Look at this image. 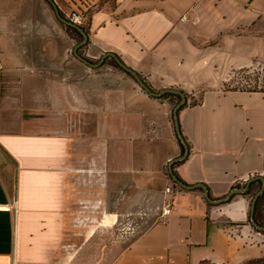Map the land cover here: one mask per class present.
<instances>
[{
  "label": "crops",
  "instance_id": "1",
  "mask_svg": "<svg viewBox=\"0 0 264 264\" xmlns=\"http://www.w3.org/2000/svg\"><path fill=\"white\" fill-rule=\"evenodd\" d=\"M63 24L48 0H0V264H264L251 194L213 205L172 179L177 98L67 59ZM88 33L157 92L186 93L189 154L173 166L184 183L222 199L264 177V92L226 89L234 71L264 63V0H110ZM170 186L172 214L155 223ZM97 214L107 229L115 217L147 225L104 253L81 232Z\"/></svg>",
  "mask_w": 264,
  "mask_h": 264
},
{
  "label": "rangeland",
  "instance_id": "2",
  "mask_svg": "<svg viewBox=\"0 0 264 264\" xmlns=\"http://www.w3.org/2000/svg\"><path fill=\"white\" fill-rule=\"evenodd\" d=\"M82 2V0H80ZM105 2H110V0H105L99 5V9L103 6ZM113 2V0H111ZM59 8L61 9V12L63 13V16L70 20L71 17L77 14V16L81 17L82 23L80 26L85 27L87 32H89V23L91 15L94 11H96L98 8L95 7H88L84 8L81 6L78 1H62V4L56 3ZM53 11V10H52ZM55 14V12L53 11ZM65 29L64 34V44L65 46L68 45L69 42V48L65 50L66 58L70 60L76 59L74 55V48L79 43L82 42V37L74 30L73 28L69 27L68 25H62ZM89 44H86L79 53L92 60V62H99L101 59V55L99 52L96 51L93 47H90ZM92 46V45H91ZM111 70L112 68H116L119 71L121 70L119 67H117V63L112 59H107L105 63L98 69L97 71L102 70L103 72H106V69ZM122 71V70H121ZM126 74V73H125ZM127 75V74H126ZM128 77H131L127 75ZM132 78V77H131ZM134 79V78H133ZM230 88H245V89H255V90H264V63L263 62H255L254 66H252L249 69L244 70H236L232 74V77L230 81L226 85V89ZM179 103V99L175 100L174 106H176ZM196 103V102H195ZM245 186H242L239 189H243ZM260 191V189L256 186L252 190L251 193V200H254L256 194ZM103 215L97 214V229L94 231L92 229L88 230H82L85 238H89L92 236L93 233H96V241L100 240L102 242V246L100 247V251L106 253L107 251L113 252L114 250H118L119 248H115V245H119L121 243L122 245L128 243L131 239L139 235V231L141 230V226H146L147 221H143L141 217L138 216H131V217H120L119 219L115 217L116 222L112 228H104V225H100L102 222ZM118 219V220H117ZM260 221L264 223V205L261 207L260 212ZM160 222L159 217L155 219V223ZM87 228V222L85 226ZM117 243V244H116ZM98 248L95 247V255L97 253ZM108 252V253H109Z\"/></svg>",
  "mask_w": 264,
  "mask_h": 264
},
{
  "label": "water",
  "instance_id": "3",
  "mask_svg": "<svg viewBox=\"0 0 264 264\" xmlns=\"http://www.w3.org/2000/svg\"><path fill=\"white\" fill-rule=\"evenodd\" d=\"M51 5L54 7L55 11H56V16L58 17V19L68 25L71 26L75 29H77V32L83 37V41L74 49V54L76 55V57L86 63V65L92 67L93 69H97L99 68L101 65L104 64L105 60L109 57L114 59L117 63L118 66L120 68H122L123 70H125L126 73H128L129 75H131L136 81L137 83L141 86V88L143 90H145L147 93H149L150 95L157 97V98H161L164 95L168 94V93H173L174 95H177L181 98V100L179 101V103L175 106L174 108V123H175V127H176V131H177V137L179 138V140L181 141L182 145H183V154L175 159L171 165H170V173H171V177L172 179L175 181V184L188 189V190H194V189H202L204 191L206 200L208 201V203L213 204V205H223L225 204L228 200H230V198L237 194V195H243L247 192L248 188H249V184H251L253 181L256 180H261L263 182L261 190L256 194L254 201H252V205H251V217H250V221L252 223V226L254 228H256L258 231H264V225H261L257 222L256 220V202L258 201L260 195L262 194V192L264 191V177H257V178H252L248 181V183L246 184V186L243 189H233L231 190L227 196H225L224 198L220 199H216L213 198L211 196V193L209 191V189L202 183H198L195 185H188L186 183H184V181L180 180V178H178V176H176V174L173 171V166L175 163L183 161L187 158L188 154H189V146L188 143L186 142V140L184 139V137L182 136V131H181V126H180V121H179V116H180V111L182 106L186 103V100H188L187 95L185 92L174 89V88H167L164 89L160 92L155 91L152 87H150L147 82L142 78L141 74H139L137 71H135L134 69L128 67V65L125 64V62L115 53L113 52H105L101 58V60L97 63L92 62V60L82 56L81 54H79V48H81L82 46H84L85 44L88 43L89 41V35L86 33L87 31L83 28L78 26L76 23H73L71 21H68L64 16L63 13L61 12V9L59 8V6L53 1V0H48Z\"/></svg>",
  "mask_w": 264,
  "mask_h": 264
},
{
  "label": "trees",
  "instance_id": "4",
  "mask_svg": "<svg viewBox=\"0 0 264 264\" xmlns=\"http://www.w3.org/2000/svg\"><path fill=\"white\" fill-rule=\"evenodd\" d=\"M103 1H105V0H103ZM84 1H80V3L82 4ZM84 4V3H83ZM86 6H88V5H86ZM88 7H90V6H88ZM115 61V60H114ZM116 62V61H115ZM117 63V62H116ZM118 65V64H117ZM127 75H129L128 73H126ZM129 76H131V75H129ZM132 77V76H131ZM241 89H245V88H241ZM246 90H249V91H256V92H264V90H255V89H246ZM165 97H174V98H177V99H179V100H181V98L179 97V96H177V95H174L173 93H168V94H166V95H164L163 97H161V98H165ZM185 106H187V102L182 106V108H181V110L185 107ZM177 176V175H176ZM178 178H180V177H178ZM181 180V179H180ZM262 184H263V182L261 181V180H256V181H253L251 184H249V188H248V190H247V192L245 193V194H243V195H249V194H251L252 193V190L254 189V187H258L259 189H261V187H262ZM235 188H237V187H234L233 189H235ZM237 189H239V188H237ZM237 194H235V195H233L231 198H230V200H228L227 202H229V201H231V200H233V198L236 196ZM238 196V195H237ZM226 202V203H227ZM262 205H264V191L262 192V194L260 195V197H259V199H258V201L256 202V220H257V222L259 223V224H261V225H264V223L262 222V221H260V219H259V217H260V212H261V207H262ZM250 221V220H249ZM250 223H251V221H250ZM252 224V223H251ZM256 229V228H255ZM257 230V229H256ZM258 231V230H257ZM259 232H264V231H259Z\"/></svg>",
  "mask_w": 264,
  "mask_h": 264
},
{
  "label": "built area",
  "instance_id": "5",
  "mask_svg": "<svg viewBox=\"0 0 264 264\" xmlns=\"http://www.w3.org/2000/svg\"><path fill=\"white\" fill-rule=\"evenodd\" d=\"M82 20L83 19L81 17L77 16V14L70 18V21L76 23L77 25H80L82 23ZM1 62H2V60L0 58V77H1V74H2V70H3V66H2V63ZM166 192H167V194H169V197L165 199L164 206L162 208V212L159 215V220L161 222H164L165 219L169 215L172 214V208H173V200H172V198H173V196H172L173 195V189L171 188V186L170 187H167Z\"/></svg>",
  "mask_w": 264,
  "mask_h": 264
},
{
  "label": "flooded vegetation",
  "instance_id": "6",
  "mask_svg": "<svg viewBox=\"0 0 264 264\" xmlns=\"http://www.w3.org/2000/svg\"><path fill=\"white\" fill-rule=\"evenodd\" d=\"M66 19H67V18H66ZM67 20H68V19H67ZM68 21H70V20H68ZM71 22H72V21H71ZM73 23H74V22H73ZM78 26H80V25H78ZM69 27H71V26H69ZM80 27H82V26H80ZM71 28H73V27H71ZM83 28L86 30L85 27H83ZM73 29L76 30V32H77V29H75V28H73ZM86 31H87V30H86ZM77 33H78V32H77ZM86 33L89 35L88 32H86ZM78 34H79V33H78ZM79 35H80V34H79ZM80 36H81V35H80ZM81 37H82V36H81ZM82 41H83V37H82ZM89 43H90V40L88 41L87 44H89ZM79 44H80V43H79ZM79 44H78V45H79ZM78 45H77V46H78ZM85 45H86V44H85ZM85 45H84V46H85ZM84 46H82L81 48H79V51H80ZM79 54H80V53H79ZM102 56H103V55H102ZM101 58H102V57H101ZM88 59H89V58H88ZM107 59H112V58H109V57H108ZM107 59H106V60H107ZM100 60H101V59H100ZM100 60H99V61H100ZM106 60H105V61H106ZM112 60H114V59H112ZM94 63H95V62H94ZM104 63H105V62H104ZM117 64H118V63H117ZM101 66H102V65H101ZM101 66H100V67H101ZM100 67H99V68H100ZM117 67H119V66L117 65ZM119 68H120V67H119ZM120 69H121L122 71L125 72V70H123L122 68H120ZM125 73H126V72H125ZM132 78H133V77H132ZM142 78H143V77H142ZM143 79H144V78H143ZM144 80H145V79H144ZM145 81H146V80H145ZM146 82H147V81H146ZM147 84H148V82H147ZM148 85H149V84H148ZM149 86H150V85H149ZM150 87H151V86H150ZM155 91H156V90H155ZM179 101H180V100H179ZM245 186H246V185H245ZM260 190H261V189H260ZM253 201H254V200H253Z\"/></svg>",
  "mask_w": 264,
  "mask_h": 264
}]
</instances>
